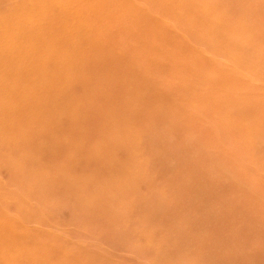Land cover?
<instances>
[{
  "label": "bare ground",
  "instance_id": "1",
  "mask_svg": "<svg viewBox=\"0 0 264 264\" xmlns=\"http://www.w3.org/2000/svg\"><path fill=\"white\" fill-rule=\"evenodd\" d=\"M151 1L177 3L176 0ZM188 1H193L196 8L204 3L209 8L206 15L209 12L218 16L216 22L221 27L226 26L224 13L233 10L227 2L213 7L214 0H208V4L206 0ZM251 10L253 19V13L258 12L256 0ZM234 16L240 18L230 27L231 31L249 28L240 11ZM129 18L145 23V13L134 0H0V168L5 169L7 176L6 183L0 181V264H26L24 259L29 254L42 264H61L63 259L64 264H78L79 260L73 259L74 256L58 258L56 252L45 253L47 256L43 258L37 242L10 255L6 248L21 244L22 237L35 235L40 241L51 238L40 232L15 236L21 218H35L41 223L48 220L40 219L31 210L30 214L20 212L22 217L17 212V218L10 216V219L6 217L9 216L6 205L20 207L27 199L39 201L50 196L58 209L67 208L74 203L67 200L66 206L61 199L75 198L69 186L79 180L80 177H75L77 170L90 173V177L111 173V179L116 177V192L137 193L133 190L134 176L139 168L144 174L147 171L146 166L143 168L135 162L142 152L136 150L141 149V142L149 140L163 145L164 153L170 157H176L173 153L177 156L185 153L188 147L184 143L201 142L198 137L203 130L194 126L199 116L206 117L214 110L213 106H205L211 95L203 89L205 84L217 82L209 72L212 63L198 58L193 67L190 61L180 57L177 43L175 48H163L156 60L149 61L145 53L130 56L128 49L123 48L125 41L116 38L117 30L128 36L136 35L144 46L145 37L142 30L126 23ZM201 40L214 51L206 44V38ZM216 40L228 52L246 51V45L237 35L230 42L220 35ZM116 41L120 46H115ZM163 59L176 60L166 78L157 75ZM149 63H153L150 69ZM218 66L215 67L221 78L218 82L223 83L226 93L231 89L228 80L232 75ZM180 71H185L187 76H180ZM175 75L176 79H171ZM228 96L221 120L251 115L255 96L248 103L250 107L240 103L239 97ZM176 114L183 119L180 121ZM235 129L233 125L226 128ZM178 158L187 163L186 158ZM149 159H156L165 168L160 156L150 155ZM90 165L92 172L87 168ZM68 172L74 174L70 177ZM8 186H12L9 196L4 195ZM96 187L93 184L91 189ZM200 225L203 224L194 222L174 231L176 250L180 247L187 250L190 244H195L181 261L203 264L200 262L203 256L213 255L214 264H236L225 255L223 237L215 243ZM225 230L218 227L221 233ZM200 238L204 241L196 246Z\"/></svg>",
  "mask_w": 264,
  "mask_h": 264
},
{
  "label": "rangeland",
  "instance_id": "2",
  "mask_svg": "<svg viewBox=\"0 0 264 264\" xmlns=\"http://www.w3.org/2000/svg\"><path fill=\"white\" fill-rule=\"evenodd\" d=\"M134 1L143 9L145 23L134 22L133 18L125 21L143 31L145 46L136 35L116 32V38L125 41L123 48L128 49L130 56L145 53V57L149 55L146 57L149 61L156 60L163 48H175L177 43L180 57L190 61L193 67H196L198 58L209 59L212 63L209 72L217 82L205 84L203 89L211 95L205 106H213L214 110L206 117L199 116L194 126L203 130L198 137L201 142L184 143L188 149L179 156L173 153L176 157L165 154L163 145L149 140L141 142V149L136 150L142 152L136 156L135 162L143 168L146 166L147 171L144 174L139 168L134 176L133 190L137 193L132 190L116 192V177L114 175L111 179V173L90 177V173L77 170L75 177L80 178L69 186L75 198L61 199L66 206L67 200L74 204L63 211L50 196L39 201L34 198L22 200L20 207L11 203L6 205L5 211L9 215L6 217L10 219V216L17 218V212L22 217L20 212L30 214L28 211L31 210L40 219L48 220L41 223L35 218H21L16 233H13L15 236L40 232L51 238L40 241L35 235L34 238L22 237L21 244L14 243L6 251L12 255L21 247L37 242L43 258L47 256L45 253L56 252L58 258L74 256L73 259H79L78 264L79 261L83 264H182L183 255L188 254L195 244H190L187 250L183 247L176 250L178 242L174 231L198 222L203 224L200 225L202 231L209 232L207 237L210 240L216 243L223 237L225 255L236 264H264V0H256L258 12L253 13V19L251 5L254 0H214L213 7L227 2L233 9L231 13H224L225 27L216 22L218 16L209 12L206 15L209 8L204 3L196 8L193 1L188 0H176L175 5L151 0ZM205 2L208 4V0ZM237 11L248 22L249 28L234 33L230 27L240 18L234 16ZM185 26L193 30L188 31ZM219 35L229 42L237 35L246 45V51L228 52L216 40ZM203 37L214 51L202 42ZM115 46H120L117 41ZM175 63L176 60L163 59L162 68L157 70L158 77L166 78ZM150 64L153 63H149V69ZM217 66L232 75L228 80L231 89L226 93L223 83L218 82L221 78L215 71ZM179 74L187 76L185 71ZM228 95L239 97L240 103L249 107L250 99L255 96L251 107L254 110L249 111L251 115L221 120ZM175 116L180 121L183 119L180 114ZM231 125L236 127L235 131L226 130ZM150 155L160 156L165 168L154 161L156 159L150 160ZM178 157L186 158L187 163ZM87 168L92 172L91 165ZM0 169V181L6 183L5 169ZM67 174L71 177L74 172ZM93 184L97 185L95 190L91 189ZM11 188L8 186L4 195H11ZM15 190L19 195L18 189ZM220 226L226 228L223 233L218 231ZM201 241L204 240H196V246ZM34 260L35 256L29 254L24 262L42 264ZM214 260L213 255H207L200 262L214 264ZM183 264L195 263L187 261Z\"/></svg>",
  "mask_w": 264,
  "mask_h": 264
}]
</instances>
